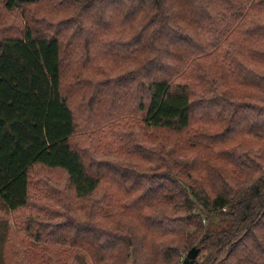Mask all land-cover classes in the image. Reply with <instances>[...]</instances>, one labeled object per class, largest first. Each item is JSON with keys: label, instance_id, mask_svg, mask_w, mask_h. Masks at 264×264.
<instances>
[{"label": "trees", "instance_id": "trees-1", "mask_svg": "<svg viewBox=\"0 0 264 264\" xmlns=\"http://www.w3.org/2000/svg\"><path fill=\"white\" fill-rule=\"evenodd\" d=\"M42 1L0 0L26 18L0 19V216L29 205L33 166L60 168L73 203L15 220L73 247L17 263L182 264L198 246L196 264H264V0H46L64 17L28 19Z\"/></svg>", "mask_w": 264, "mask_h": 264}, {"label": "rangeland", "instance_id": "rangeland-1", "mask_svg": "<svg viewBox=\"0 0 264 264\" xmlns=\"http://www.w3.org/2000/svg\"><path fill=\"white\" fill-rule=\"evenodd\" d=\"M39 4L40 5H38V3L36 5H30L28 6L29 9L28 8L24 9V11L27 13V16L29 17L28 19H34L35 16L36 17L46 16L47 20L51 19L56 21L58 19H61V17H64V15H62V13L60 12V9L58 10V12L52 11L51 14H47V12L49 11L45 10L44 7L50 3L47 2L46 0L42 1ZM0 19H2L1 20L2 23L7 22L10 25H16L17 27L14 26V28L12 29L13 32L15 33L19 32L20 28L24 26V22L26 20V18L21 15L20 10L14 12L3 11L0 14ZM101 63L104 67H109V65H112L114 61L108 59V60H102ZM108 121L110 124L111 123L114 124L119 128V130L122 131L129 128L128 126H126V123L131 122V121L126 122V120L120 121L122 122V124L123 123L125 124V126L123 127L120 125L121 123L117 121V116ZM133 122L135 124V127L138 128L144 136H149L152 133L151 128H148L145 125H143L141 121L138 120ZM104 128L105 127H101L98 130H103ZM95 135L96 134L94 133V129L83 128L79 132H77L73 140H78L87 143L88 140L90 141L93 140ZM152 167H154V165H152ZM104 185L109 186L110 184H104ZM30 188H31L30 189L31 196H30V203L28 206H25L16 212L13 213L10 212L5 215L1 214L2 216H0V218H2V221L6 223L2 225V227L5 228V232L8 233L13 228L16 231H18V233L20 234V235H14V239L12 243L14 249L12 253L8 254V260L14 261L15 264H18L17 261H19L21 251H24L26 254L32 255V257L38 256L40 252L45 255L63 257L64 255L67 254L68 250H70L73 247L68 243H57L53 241H36L29 235H26L25 231L23 230L19 231L15 220V218H18V222H20V224L24 226V222H26V218H28V215L30 213H37L43 210V215L48 214L49 216H55L56 211L60 210L63 212L65 206L68 208V206L71 205L74 201L73 198L74 195L72 189L69 187L68 178L65 172L60 168H48L44 165L36 164L31 169ZM98 197L99 195L93 196V198H91L89 201L86 202V207L91 208L93 202L96 201ZM1 252H2V240H0V264H4L3 261L5 262V260L4 258L2 259ZM187 253L188 250L185 253H183V255L186 256ZM202 259L203 256L198 257L199 261H201ZM193 264H196V261Z\"/></svg>", "mask_w": 264, "mask_h": 264}, {"label": "water", "instance_id": "water-1", "mask_svg": "<svg viewBox=\"0 0 264 264\" xmlns=\"http://www.w3.org/2000/svg\"><path fill=\"white\" fill-rule=\"evenodd\" d=\"M199 252H200V247L193 246L191 249H189L183 264H193L196 261Z\"/></svg>", "mask_w": 264, "mask_h": 264}]
</instances>
